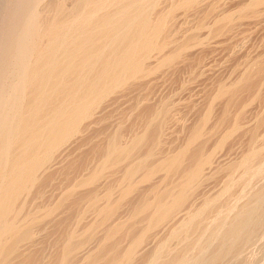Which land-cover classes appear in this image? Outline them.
I'll use <instances>...</instances> for the list:
<instances>
[{"label":"bare ground","instance_id":"obj_1","mask_svg":"<svg viewBox=\"0 0 264 264\" xmlns=\"http://www.w3.org/2000/svg\"><path fill=\"white\" fill-rule=\"evenodd\" d=\"M7 1L8 0H0V20L2 18L4 19V17L6 16V13L4 16V12H3L4 9H6L7 6H10L9 4L7 5ZM25 1H20L19 6L17 8L15 9L12 8L13 10L11 12V16H9L10 23L7 26L9 37H6L5 39V37L1 36L4 38L5 41L3 42V44L2 42H0L2 44V45L0 44V88L3 85L7 87L8 84H10L11 86L10 89L13 88L12 83L14 81L13 76H15L14 75L16 73L15 71L18 69V72L20 73L19 70L24 63L23 60L19 57L21 55L18 53L19 56H16L14 52V49H16L14 48L16 47L14 46L16 37L10 36V34L12 35L15 24L24 25V23H26V26H27L28 25L27 20L31 19V17L34 16L33 14H35L34 9L36 8V4L38 5V3L36 4L34 3L35 5L32 4V6L33 5L34 6L33 7L31 6V7L34 9L32 10V8L31 7L30 8L32 10V13L33 11L34 13L30 14L29 4H31V2L28 1L29 3H27V1L26 2ZM9 2L11 1L9 0ZM40 2L43 4L41 0ZM198 2L199 0H174L169 7V11L174 12L177 9L188 11L194 8ZM143 3H144V0H46V2L43 5L42 4L40 5V10L39 11L36 10V12L39 13L38 15L36 14L37 17L35 16V18L33 17V19L29 21L32 24L31 28L28 31L33 38L31 39L32 43L34 40V44L31 45L34 59L31 63L29 62V65H30L29 66L30 69L28 68L29 75H28L27 81L25 82L26 85L24 86L26 87V92L28 95L24 98L23 109L20 111L19 108L15 107L13 102H11V98L3 99L2 97H0V103H2V106H7L12 114H15L14 111H16L17 109L20 111V113H17L18 114L17 122L19 123V127H20L19 135H15L11 132H7L4 135H0V264H36L38 263V261L39 262L42 261L43 253L41 252L42 251L41 249L45 248L44 247L46 246L45 241L46 239L48 240V237L51 236L48 234L46 235V233L49 232L50 230L51 231L55 230L53 228L50 229L51 227H49L48 228L49 230L46 232L45 230L47 228L46 225H48L47 223H51V226L54 228H57V231L61 230L60 232L61 234L58 231V234H60L59 238H58V234L56 235L54 234L55 237L57 236L56 238H58L57 241L55 240L56 238L54 239L56 241V243L54 242L56 244L55 246L57 247L59 244V246L57 247L58 248L57 251H55L56 248L54 244L53 243L51 244L54 246L55 253L58 252L56 253L57 256H54L55 258L51 257L55 259L53 264H73L74 261L76 262L77 260V257H75L77 255L76 252L80 251L78 250V248L82 246L81 245L82 242L85 241L84 243H86L88 240L87 241L84 240L86 239L85 233L84 234L82 233L83 237L85 238H81L84 241L79 239L78 236L80 235H77V234H80V232L77 233L78 231H76V227H75V230L71 229L72 226H71L70 220H68L70 222L69 223L66 219L63 220L62 217L65 216L67 218L68 217L71 218L73 216V221L77 220V216L75 217V215L79 216V213H80L79 211H81L80 205L83 199L84 200L82 204H84V201H85V204L88 206L87 211H89L90 208H93L92 210L95 211L94 208L97 209L98 207L96 206V203L98 201L100 202L101 200L100 208L97 209L98 211L97 213H99L100 215L97 218L99 219L101 216L100 224L105 223V226H102L105 228H102V227L101 228L103 229V231L105 229L106 230L104 231L105 232V235L103 236L104 238L101 239L102 241H99L100 239L98 240L100 242L99 247L96 250H94V252L92 251L90 255L88 256L86 255L87 257L86 261L84 260L82 264H131L133 262L134 255H136L135 254V252H137L136 250L139 249L138 247L142 245L144 240H146L145 239L146 234L150 233L148 231H150L151 229H155V227L167 221L169 218L173 216L174 212H176L180 207H182V205L188 200L192 192V187L199 182L200 178H203L202 175H203L204 169L207 166H209V164L211 163L212 158H213V153L218 148H220L223 142L225 143L227 139H230L229 137L235 136V133L237 134L238 131L240 132L239 130L241 128L240 117L243 115L244 111H242L243 109L238 108V110L239 109L240 110L238 112L236 111L237 114L235 117L233 115L234 119L231 117L232 121L230 120L231 118L229 119L228 121L229 123H227L226 121L230 117V116L227 117V115L228 114L230 115V113L226 114V117H227V118L225 117L226 119L220 116L222 118L221 120L222 121L225 120V123L228 124V127L227 125L224 124V121H223V124L226 127L223 129L225 130L222 129L223 133L220 135V138L218 139V141H216V144L212 148V150L208 148L210 151L204 152L203 149L205 148V146L203 147V145L207 142L206 136L204 137L206 142L203 140L201 141V139L203 138V134L205 135V133L209 130V129H206L207 131L204 130V128H208V126L205 127V124L208 123L207 121L208 116L211 112L209 110L210 106H208V108L206 107L207 109L203 110L205 112L203 114L202 113L200 114L201 117L200 119H198L199 121L197 123H194L195 125H193L191 129L189 130L190 132L188 134L187 139H185L186 140L185 143H183L182 146L173 154L171 152L170 155L168 154L163 157H161L162 155L160 154L161 156L159 157L157 153L158 155V158H157L153 154L155 151L157 152L159 150L158 148L161 147L160 145L158 146V142L162 136L161 128L163 130V127L161 125H163L162 122L165 121V119H163V117L165 116L164 111L165 109L167 110L169 108L161 107L162 109L164 108V111H163L161 108H156L157 106L156 107L154 106L155 107L154 108L151 105L149 107H145L144 109L148 111V112H144V113H147V115L145 114L147 118L143 116L144 115L143 113L141 114L142 115L141 118L142 117L145 118L143 121L146 120L145 122L150 123L151 127L148 126L149 124L146 125V123L144 122L145 124L143 123V125H146V126H144L143 129L141 128L142 130H140L139 134L137 133L133 137V139H131L132 141H130L129 144H124L123 142H121L122 141L121 136H123L121 133V129H122L121 128L122 126H121L120 130L118 127V129L116 128L114 132L106 133L108 134L109 137L107 139L106 145L105 143L101 142L102 148L99 145L101 143L99 144L92 143L93 148H91L92 146L88 145L90 146L91 149L87 150V153L88 152L90 153L91 151V155H92V152L94 154L99 152L101 158L98 157L99 154L98 156H95V158L98 157L96 158V162H97V159L99 158L101 160L99 164H95L97 166L93 165L95 168L90 169L89 172L87 171L88 174L86 172L87 175L83 173L85 175V176L83 175L84 177H82L81 175L84 170L81 172L78 171L79 167L83 168V165L85 167V164L88 163L86 161V158L91 157L92 159L94 155L93 156L91 155L89 156V154H87V156L82 155V157L86 156L84 161H82L83 158L81 156L79 157H81L82 159L76 156L77 157L75 158L76 160L74 159L75 155L74 157L71 156V158L73 157L72 158L73 161H76V162L71 161L72 159L70 158H68L67 160L69 161V163L65 160V162L68 164L67 165L64 162L67 165L66 170L65 168H63V167H66L64 163L63 164L65 166L62 164V167H60L61 168L60 170L55 166L53 167V165L56 164V161L54 162V160H56V157L59 151H61L62 148L65 145H67L69 141H71L73 138L77 136L81 137L80 135H78V133H80L81 131V123L85 121L86 122L85 126H87L88 123H91L92 119H95L93 118L90 112L97 105L99 97H101L106 91H108L114 85H119L123 87L124 89L129 88V87L133 88L134 85L136 86L139 85L138 78L147 76L153 72L152 67L147 63V59L150 56L151 52L155 51L160 55V58L158 60L159 62L158 65L160 67H163L165 65L168 66L170 62H172L179 55H181V53H183V51L186 50L189 47V45L196 40L195 34L192 33V34L186 35L185 38L181 40V42L180 41L179 43L177 42L178 44L177 43L174 44L173 39L169 36L170 35L169 31L165 30L163 26L162 14L159 15V17H157L155 20H148L142 16L133 17V15L131 14L133 8L140 6ZM259 4H264V0H251L250 2L243 4L240 7L241 9L240 12H245L246 10L253 8L254 6H257ZM36 9H39V8H36ZM7 11H8V8H7ZM30 15H33V16H30ZM230 18L231 16L228 13L225 15L219 16L215 21L216 22L215 31H218V30L220 31V27L223 24H225L227 21H229ZM132 19L136 20V24L134 27L130 25V21ZM5 23H7L6 20H5ZM203 25H204V22H200L198 24L199 27ZM135 37H139L141 39V41L138 44L133 43V38ZM260 59H258L257 62ZM260 61L258 63L255 62L257 63V65L254 63L255 64L254 66L255 67L257 66L255 73H252V71L253 72L255 71L254 66L249 64L253 66L252 68L253 70L247 69L245 72L242 73V76L240 75L241 76L240 79H238L239 77L236 78L238 79V81L232 82L229 85L228 84L224 85L226 82H224V84L222 85H219L216 90L215 97L219 98V97L224 96L227 101V105L229 104L233 105L235 103L234 102L235 99H237L236 106L240 107L241 104L239 105L238 101L240 100L241 97L245 98L241 96L242 93L239 94L240 92L246 89H250V88L252 89L256 85L258 88L257 87L254 88L255 91L256 89H260L259 87H261L260 81L264 79L263 78L264 77V59H263V62H260ZM132 79L135 81H131ZM24 81H25V77H24ZM17 82L18 81H16V85L18 84ZM253 91L254 90L252 89V91L249 93H253ZM9 92L13 93L14 89L9 90ZM238 94L241 97L239 96L238 98L237 96ZM219 99L221 100V98ZM225 99H222V100L225 101ZM218 100L216 99V101ZM245 100H247V98H245ZM226 101L224 102L225 105H226ZM241 101L240 103H242ZM19 107L21 109V106ZM225 108L227 109L226 106ZM222 111L225 112L224 110ZM223 114L225 115V113ZM223 114L221 113L220 115L223 116ZM167 117L165 116L164 118H167ZM218 120L217 121L214 120V121L218 122ZM152 123H154L153 125L154 128H152L153 127L151 125ZM216 124H217L216 128L218 129L217 126L218 124H221V123H216ZM210 125L212 126V124ZM219 126L221 127L222 125H219ZM211 128H215V125L214 127L212 126ZM100 130L102 129L100 128ZM100 130L98 128V131ZM123 130L125 131V128H123ZM254 130L256 131V129ZM93 131L96 132L95 130ZM209 131H212V130H209ZM213 131H215V129ZM92 133H90V135H92ZM106 134L105 136L107 137ZM210 134L212 133L210 132ZM81 135H84L81 138H84L86 136L83 133ZM250 135H251L250 141H252L255 135L254 134H250ZM146 138L147 140H149L148 143L152 141L153 148L151 147L150 149H146L148 151H146L145 153L143 151L144 155L141 153L143 155L142 158H141L142 155L141 156L139 155L138 157L140 159H138V161H135L131 165L127 166L126 164H128L129 162L133 160L132 158H130V156L132 157L133 150L136 151L134 149L135 146L140 145L138 143L141 140H145ZM84 139L83 141H86V140H89L90 138L86 140ZM147 140L144 142L143 145L148 144ZM76 141L79 142L78 140ZM76 141H74V144ZM80 141L81 143L83 142L82 139ZM86 142H90V141H86ZM202 142L204 143L202 144ZM81 143L79 142V144H77L78 145L77 147H79ZM94 144H98L99 146H97V148H101V149L95 148ZM82 145L84 144H81L80 147H82ZM103 145H105L104 148H103ZM156 145L158 146L157 150L156 149L154 150V147ZM88 148L89 147H87V149ZM136 149H138V147ZM159 151L163 153L164 149L163 151L161 150ZM136 153L137 151L135 152V154ZM61 154L63 155V153ZM80 154H83V153L80 152ZM60 156H58V158H60ZM133 156H134L133 157L134 159L137 157L136 155H133ZM151 156L154 159H152ZM187 157L189 160H188V163L185 164V160ZM127 158L129 160L131 159V161L129 162L126 161L127 163L125 165L127 166V169L126 167H124L126 170L125 172L123 171L124 172V176L122 175L123 180L121 181L120 179V181L122 182L121 183L122 185L119 184L118 182L119 185L117 187L120 188V190H116L117 192H119V195L116 193L118 197L116 196L114 197L113 195V192L114 193L116 192L114 188H112L114 190L113 192H112V189L109 190L108 188V191L105 189L107 192H104L102 195V197L104 196V201H103L99 193H96V194L94 193L95 192L94 190H96L95 188L97 187L96 185H98L96 184L98 181L96 179H97V176H99L98 175L100 173L99 171L103 169V172H106V170L104 171V169H107V167L113 166L117 162L120 163L121 160L123 159L126 160ZM150 158L151 160H154V161L151 162ZM78 159L84 163L86 161L87 163L85 164L84 163L82 164L81 162L77 163ZM93 160L94 159H92V161L88 159V161H90L91 164L92 162L95 161ZM234 164L235 163H233L231 166H234ZM114 166L112 168H116ZM87 168H88V165H87ZM112 168L110 169L113 170ZM227 168L230 169V171L233 170L229 168L228 166ZM62 169H64L63 171L65 172V174L62 172ZM74 169H76L77 172H73V173H76V174L78 172L79 173L77 174L78 176L76 174L72 175V176H75V175L76 176L73 179H71L72 178L71 174H73L72 171ZM57 171L59 173L62 172L64 176L61 173H60L61 176L60 174L55 176L56 174H58ZM159 172L165 173V174L163 173L164 177H163V181H161L162 183L159 182L158 184L151 186V187H150V184L149 186L147 185L148 187H150V189L147 187L149 189L148 196L146 195L147 194V191H146L145 195H141V197L139 196L140 198L138 197L139 198L138 200L136 199L137 203L134 200H133L134 202L132 201L133 203H135L134 204L135 206H133V204H129V205H132L133 207L132 208L130 206L131 207L130 209H133L131 215L132 217H134V220L142 219L140 221L142 222L143 220L146 219V227L145 225H143V229L140 228L141 230H139L136 226V229L139 230L136 232L134 230L135 228L133 226L132 221H129L130 225L125 224V222H128L126 220L124 224H122L123 221H121L122 223L117 222V224L115 225L111 224L112 219H110V217H112V215L114 214H117V211H119V208H120L119 205L121 204L123 199L124 198H127L128 200L131 199V197H133L132 196L133 192L136 194L138 192L137 195H140L139 191H137L139 189H136L139 187L138 185H136L138 183V179L141 180L139 181V183L142 181L144 182L148 179L151 180V178L154 175L156 176ZM137 173H139L140 177L138 176V178L135 179V176H137ZM69 175L71 176L70 180L74 182L70 183L72 181L67 182L68 179H64L66 180L65 182L68 185L70 183V186L66 185L65 188L67 187L68 188L66 189L64 193H62L61 195L59 194L60 196L59 197L57 196L58 197V198L56 197L57 199L54 198L53 196V198L56 200L51 201L50 203L49 196H47L46 194V192H48L46 191L47 187L53 182H55L53 181V180H56L54 179V177L56 178L60 176L62 178L63 176L65 178V177H68ZM171 176L174 177L175 181L174 183L170 181L171 183L170 185H168L169 181L167 182V180L168 178L170 180ZM159 177H161L160 174H159ZM136 180H137V183L135 182ZM152 181H149V182L151 183ZM61 182L62 181L60 180L59 184H61ZM93 184H96V185L93 186ZM143 184L140 183V186L141 188L144 189L145 187L142 186ZM56 185H58V183ZM120 185L121 187H119ZM151 185L153 184L151 183ZM262 185H261V188L259 187L257 190L254 191L255 194L259 195V193L262 190L264 191V189H262ZM51 186L49 187L51 188ZM93 187H95L94 190L92 189ZM141 188H140V193L143 194V191L145 190L142 191ZM147 188L145 189L147 190ZM135 189L137 192L133 191ZM81 190L84 193L81 192ZM130 192H132V194ZM129 193L131 194L130 198H128V196L130 195ZM97 194L101 197V198L99 197L100 200ZM150 196L152 198H150ZM252 196L255 197L254 195ZM69 200L71 201L69 202ZM124 200H125L123 201L124 204L125 202H129L128 200L126 201V199ZM64 201L69 203L67 205L69 207L68 211H66L67 210V207H65L66 205H63ZM102 201L103 203L105 202L104 205L102 204ZM99 202L97 204H99ZM63 206L66 208L65 210L66 215L64 214V211L62 208ZM84 207H81V208L84 209ZM61 208L63 212L61 211ZM246 208L248 207L245 206L244 211H241L242 210L241 209L240 210L241 212L239 211L238 215L235 214L237 216L235 221L232 220L234 222L232 224H228L229 225L228 228L225 226L227 228L226 230L225 228H223L225 230L221 233L223 234V237L221 236L223 238V239L221 238V241L222 240L223 241L219 242L220 246H221V243H223L221 246L222 249L220 248L221 250L220 249L219 251L217 250L218 253L214 252L215 255L212 254L213 257L210 256L212 258L211 260L209 259L210 261L207 260L208 264H221L227 257L229 258L230 256L236 255L237 252L239 253L238 250H239L240 242L242 241L244 242V239H242L243 234L241 235L240 233L242 230L240 229H242L241 228L242 225L244 226L247 218L249 217L248 215L249 208L247 211H246ZM263 209H264V206H263ZM60 211L62 212L61 214L63 215L60 214ZM58 214H60V216H58ZM263 214H261V217H263L262 216ZM55 215H56L57 221L54 219ZM74 217L76 219H74ZM98 219L97 220L95 219L96 224L95 223L91 224L92 222L90 221L91 223H89V226L86 225L87 228L83 229V231L87 230L90 227V225L91 227L89 228V230L91 228L93 229V227L97 230L98 227L96 228V226L99 225ZM107 220L108 222L111 221V223L109 222L110 226L107 225ZM200 220L199 219L197 220L196 218V223L197 221H200ZM66 221L71 227L67 226L68 224H65ZM52 222H54L55 226L57 227H55ZM249 223L250 221L248 222V224ZM257 223L254 224L255 227H257L256 225H258L260 221L258 224ZM63 224H65V228L67 230L69 227L68 231L62 228L64 226ZM248 224H245V225H248ZM195 225L193 226L194 228L197 227L200 229L201 225L203 224L199 225V222H198V225L197 226ZM252 227L254 228V226ZM258 228L259 227H257V229ZM97 231H93V232L88 231V232L91 235V233L94 234V232H97ZM39 232L44 234V235L43 234L41 235L47 236V238L45 237L46 239H44V241H41V239L44 237L40 236ZM125 232L126 233L131 232L133 235L131 236L132 239L130 241V244L126 242L129 245H127L126 247H122L120 246V242H121L120 240H122V238L126 235ZM238 233L242 236V237L240 236L241 238L239 237ZM242 233L244 232L242 231ZM245 233L246 235L248 234L246 230H245ZM249 233L252 234L250 230H249ZM86 234L88 233L86 232ZM90 237L92 238L94 236L91 235ZM113 237L114 238L118 237L117 238L118 240L114 239ZM249 237L251 236L249 235ZM111 238H113L112 240L114 241L110 240ZM244 238H246V236ZM49 240L52 242L53 238H50ZM128 240L129 239L127 238V241ZM109 241H112V242L109 243ZM41 243L43 245H41ZM51 245H48V247ZM41 247H44V248H41ZM186 248L187 247H183L180 249L177 248V251H175L174 254L171 253L172 255L169 257L167 255L166 256L168 257L166 258L167 260L166 259L164 261L162 260L161 263L159 261V264H176V263L178 264L179 260L182 261L183 259H186L183 255L186 252L185 251ZM146 255H144V257L142 258L143 261L139 257L140 260L142 261L140 262L141 264H146L147 260H149L146 258L147 257ZM182 256L183 258H181ZM53 260L50 259L51 264ZM199 261L201 262V260ZM200 262L198 263L201 264ZM42 263L45 264L46 262H42ZM198 263L197 261H194L192 264H198ZM47 264H49V262ZM202 264H204V262ZM205 264H207V262Z\"/></svg>","mask_w":264,"mask_h":264},{"label":"rangeland","instance_id":"obj_2","mask_svg":"<svg viewBox=\"0 0 264 264\" xmlns=\"http://www.w3.org/2000/svg\"><path fill=\"white\" fill-rule=\"evenodd\" d=\"M10 1L11 2H9V0L7 1V5L9 4L11 7L7 6L8 11H7V8L4 9V11H3L4 16L6 13V16H5L6 18L4 17V19L2 18L0 20V33L2 34V35L0 34V38L3 39V40L0 39L1 40L0 42H2V44L5 41L3 37H5V39H6V37H9L7 26L10 23V19H9L10 17L9 16H11L12 10L19 6L20 1H25V0H10ZM26 1H27V3L31 2V4H29L30 5L29 6V9H30L29 13L30 14L32 13V10L34 9L32 7L36 3H38V5L36 4V8H39V9L35 8L34 9L35 14H33L34 11L32 13L34 16L30 15V16H33L34 18H35V16L37 17V15L39 13L36 12V10L39 11L40 5L42 4L40 2V0H26ZM41 1L43 2V4L46 2V0H44L45 2L43 0H41ZM173 1L174 0H144V3L142 5L133 8L131 14L133 15V17L142 16L148 20H155L157 17H159V15L162 14L163 26H164L165 30L169 31V33H170L169 36L173 39L174 44H176L177 42L179 43V41L181 42V40H183V38H185L186 35H189L192 33L195 34L196 40L194 42H192L189 45V47L186 50H184L183 53H181V55H179L176 59H174L172 62H170L169 65L167 64L168 66L165 65L163 67H160L158 65V63H159L158 60L160 58V55L155 51L151 52L150 56L147 59V63L152 67L153 72L147 76L138 78L139 85H137V86L134 85L133 88L129 87L130 89L129 88L124 89L123 87H121L119 85H114L112 88H110L108 91H106L101 97H99L97 105L90 112L92 114L93 118H95V119H92V121H91L92 124L88 123L87 126H85L86 122L83 121L81 123V131H80V133H78V135H80L81 137L84 136V135H81L82 133L85 134L87 137L85 136L84 137L85 139H84V138L77 136L78 138L75 137V138H73L74 140L72 139L71 141H69L70 144L68 143L67 145H65L66 148L64 146L62 148V150L59 151V153L56 157V160H54V162L56 161L57 165L54 164L53 167L55 166L60 170L61 169L60 167H62V164L65 162V160L67 161L68 158L72 159L74 157V155H75L74 159L78 157L80 159L83 158L82 161H84L87 154H89V156L91 155V151H90V153L89 152L87 153V150H90L91 148H93L92 143H98L99 144L102 142V143H105V145H106L107 139L109 137L108 134H106V133L114 132L116 128L118 129V127H119V130L122 128L121 133L123 136H121V139H122L121 142H123L124 144H129L130 141H132L131 139H133V137L137 133L139 134L140 130H142L144 126H146L147 124H149L148 126H150V123L145 122L146 120L143 121L145 118L144 117L141 118V116H142L141 114L143 113L144 114L143 116H145L147 118V116H146L147 113H144V112H148V111L144 110V109H145V107H149L151 105L153 107L157 106L156 108H161V107L169 108L167 110L165 109V111H164V108L163 109L161 108L165 112V116L166 117L168 116L167 118H164L165 116L163 117V119H165V121H164L165 123L162 122V124L164 126L163 125H161V126L163 127L164 131L161 128V133H162L161 135L162 136L160 135L161 139L158 142V146L159 145L161 146L160 147L161 149L160 148H158V149L161 151H163V149H164V152L162 153L159 150H158L159 152L155 151L153 154L154 156H156L158 158V155H159V157L161 155H162L161 157H163V156H166L168 154L170 155L171 152H172V154L174 152H176L182 146V144L185 143V141H186L185 139H187L188 134L190 132L189 130L191 129V127L193 125H195L194 123H197L199 121L198 119H200V117H201L200 114L201 113L203 114L205 112L203 110L207 109L208 106H210L209 110L211 112L209 111L210 114H209L208 120H207L208 123H206L207 125L205 124V127L208 126V128H204V130L207 131L206 129H209L212 131L208 130L206 132L207 135L205 132H204L205 135L203 134V138L206 136L207 142L205 141V138L201 139V141L203 140L206 142L203 145V147L205 146V148L203 149L204 152L205 151L208 152V151L212 150V148L216 144V141H218V139L220 138V135L223 133V130H225V129H223V128H226L224 126V124L227 125V127H228L227 123H229L228 122L229 119L231 117L234 119L237 112L240 109H243L242 111H244V112H243V115L241 114L242 115L240 117L241 120L239 119L240 123H241V124L239 123L241 125V128L239 129L240 132L239 131H238L239 133L237 132L238 135L235 133V136H231L233 139L231 137H229L230 139H227L225 141V143L223 142V144L220 146V148H218L213 153V158H212L211 163L209 164V166H207L208 168L206 167L204 169V172L202 175L203 178H200L199 182L192 187V192H191L188 200L182 205V207H180L176 212H174L175 215L173 214V216L171 218H169L167 221L163 222L164 225L162 223L161 225H158L157 227H155V229H151L150 231H148L150 233L146 234V238H145L146 240H144L142 245H140L138 247L139 249L136 250L137 251V252H135L136 255H134V259H133V262L131 264H141L140 262L143 261L142 258L144 257V255L147 254V252H148V254L146 255L147 257L146 256L145 257L149 260H147L146 264H149V263L150 264H157V263L159 264V261L161 263L162 260L164 261L166 258H168L172 254H174L175 251H177V248L180 249L183 247H187L185 250L186 251L185 254H183L186 259H183L182 260L183 262L181 260H179L178 264L181 262H182L181 264H192L194 261H197V263H198V262H200L199 260H201V262H200L201 264L203 262H204V264L206 262L208 264V261H210L211 258L213 257L212 254H214V252L218 253L219 249L221 248V246L223 244V243H221V246L219 245L220 244L219 242L223 241V240L221 241V238L223 237V234H221V233L228 228V226H229L228 224H232L235 221V219L237 217L235 214L238 215V213L241 209H242L241 211L245 210L244 209L245 206L249 208V210H248V208H246V211L248 210L249 213L251 211L250 214L248 213L250 218L247 216L249 218V219L247 218V220L250 221V223H249L250 225L248 224L249 221L246 220L245 224H248V225H245V224H244V226L242 225V227H241L242 229H240V230H242L244 233L246 230V232L251 237H249L248 234L246 235V233L244 235V233H242V231H241L240 233H241V235L243 234L242 239H244V242L243 241H242L243 243L240 242L239 250H238L239 253L237 252L236 255L230 256L229 258L227 257L221 264H264V214H263L264 213V211H263L264 210L263 209L264 191L262 190L260 192L261 195H260V193H259V195L254 193V191L257 190L259 187L261 188L262 184H263L262 189H264V85H263L264 79H262L260 81L261 83L262 82L263 83L262 84L260 83V85H261V87H259L260 89H256L257 93L254 89L257 87V85L254 86V88H252L255 91V92L253 91V93H249L252 91L251 88L243 90L242 92L239 93V94L242 93L241 96L247 98V100H245V98H242L239 94L237 95L238 98H239V96L241 97L240 100L238 99L239 100L238 104L239 105L241 104L240 107L236 106L237 105V103H236L237 99H235V101H234L235 103L233 102L234 104L232 103L234 106L229 104L231 106L230 107L229 105H227V101H226L224 96H223L224 98L219 97V98H221V100L218 97L217 98L215 97V93H216V90H217L219 85L224 84V82H226L224 85H226V84L229 85L232 82L238 81V79L241 78L243 72H245L247 69H252L253 66L255 64L257 65V63L261 59L262 60L260 62H263V59H264V4H259L257 6H254L253 8L246 10L245 11L246 13H245V12H240V10H241L240 7L243 4L250 2L251 0H199L197 5L188 11H184L182 9H177L174 12H172V11H169V7ZM32 4H34V5L32 6ZM30 7L32 8V10ZM9 12H10V14H9ZM227 13L231 16L229 21H227L225 24H223L220 27V31L219 30L215 31L216 19L219 16L225 15ZM33 17H31V19L27 20V24H28L27 26L28 27L26 26V23H24V25L23 24L22 25L15 24L14 31H13L12 35L10 34V36L16 37L15 38V45H14V46H16V47H14L16 49H14V52H15L16 56H19V54L21 55L19 57L23 60L24 63L21 66V68L22 67L23 68L22 69L20 68V70H19L20 73L18 72V69L15 71L16 73L14 74L15 76H13L14 81L12 83L13 88L10 89L11 86L8 83H7L8 84L7 87H5L3 85L0 88V97H2L3 99L4 98L5 99L11 98V102H13L15 107L19 108L20 111L23 109L24 98L28 95L26 92V87H24V86L26 85L25 82L27 81L28 75H29V71H28L30 69L29 68V66H30L29 62L31 63L34 59L33 58L34 55L32 53V47H31V45L34 44V40L32 43L31 39H33V38L28 31L32 25L29 21H31L33 19ZM7 19H8V21H7ZM5 20L7 23H5ZM200 22H204V25L201 27L198 26V24ZM135 24H136V20L132 19L130 21V25H132V27H134ZM3 25H4V27H3ZM25 29H26V31H25ZM27 31H28V33H27ZM28 35H30V36H28ZM1 36H3V37H1ZM29 39L31 42L29 41ZM140 41H141V39L139 37L133 38L134 44H138ZM258 59H260V60L257 62ZM254 61L257 63H255ZM249 64H251L253 66H251ZM246 67H248V68H246ZM256 69H257V66L256 67L254 66L255 71L254 72L252 71V73H255ZM26 73H28V74H26ZM22 74H24V75H22ZM24 77H25V81H24ZM236 78H238V79H236ZM15 80L18 81L17 85H16ZM131 81H135V80L132 79ZM219 83H221V84H219ZM213 88H214V90H213ZM13 89H14L13 93L9 92V90H13ZM245 92H247V93H245ZM216 99L217 100L219 99V100L216 101ZM222 99H225L226 105L224 104L225 101H223ZM222 101H223V103H222ZM240 101L242 103H240ZM148 104H150V105H148ZM165 104L168 107H166ZM223 104L227 107V109L225 108V106ZM19 106H21V109ZM211 107H212V109H211ZM222 108H224V109H222ZM238 108H240V109L238 110ZM146 109H148V108H146ZM221 109L224 110L225 112H223ZM19 110L17 109L16 111H14L15 114H12L7 106H2V103H0V135H4L7 132H11L15 135H19L20 127H19V123L17 122V116H18L17 113H20ZM227 110H229L230 112ZM221 113L222 114L225 113V115L223 114V116H222V115H220ZM228 113H230V115ZM226 114H228L227 117L228 116H230V117L227 119V121H226L227 123H225V120H223L224 121V124H223L221 117L225 118ZM14 115H16V116H14ZM233 115H234V117H233ZM232 118L230 119L231 121H232ZM93 120H94V122H93ZM214 120H216V121L218 120V122H216ZM231 121H230V123H231ZM144 122L146 123V125H143ZM215 122L221 123V124H218V126H217L218 129L216 128L217 124ZM210 124H212L213 127L215 125V128H211L212 126ZM151 125L153 126L154 123H152ZM219 125H222V126L220 127ZM104 126L107 129H105ZM209 126H211V127H209ZM219 127H220V129H219ZM98 128H99V130L101 128L103 131L102 130L98 131ZM123 128H125V131L123 130ZM152 128H154V126ZM244 128L247 130H245ZM214 129H215V131H213ZM216 129H217V131H216ZM254 129H256V131ZM93 130H95L96 132H94ZM219 130H221V131H219ZM252 131H253V133H252ZM254 131H255V133H254ZM210 132L212 134H210ZM90 133H92V135H90ZM249 133L254 134L256 136V137L254 136V139L252 141H250L251 135ZM105 134L107 135V137L105 136ZM88 135L91 137H89ZM242 135H244V136H242ZM105 138H106V140H105ZM81 139H82V141H83V139L84 140L89 139L86 141H90V142L83 141L84 143L83 142L81 143V141H80ZM101 139H102V141H101ZM76 140H78L81 144H84V145H82V147H80L81 146V144H80L79 147H77L78 146L77 144H79V142H77ZM146 140H147V138L145 140H141L138 143L140 145L135 146L134 149L137 151V153L135 154L136 151L133 150L134 154L132 153V157L130 156V158L133 159L132 161H131V159L129 160L128 158H127L128 160L123 159L120 161V163L117 162L116 163L117 165L116 164H114L115 166L113 165L116 168H112L113 166H111V167H107L108 170L104 169V171L106 170V172H103V169L99 171L100 172L98 174L99 176H97V179H96V180H98L96 183L98 185L93 184V186L96 185L97 187L95 186L96 188L95 187L92 188L93 190H94V188L97 190V191L94 190L95 194L99 193L102 197L103 193L108 191V188H109V190L112 188H114L115 191L120 190V188H118L117 186L122 183L121 182L123 180L122 175L124 176V172L127 169V166L131 165L135 161H138V159H140L138 156L139 155L141 156L143 154V151L145 153L146 151H148L146 149H150L151 147L153 148L152 141L149 142L152 145L151 146L148 143L149 140H147L148 146L143 145ZM74 141H76L75 144H74ZM102 143L99 144L101 146V148H102ZM159 143H161V144H159ZM203 143L204 142H202V144ZM213 143H214V145H213ZM98 144H94V147L97 148V146H99ZM88 145H90L92 147L90 148V146H88ZM105 145H103V148L105 147ZM158 146L156 145L154 147V150L155 149L157 150ZM87 147H89V148L87 149ZM137 147H138V149H136ZM101 148H97V149H101ZM85 149H86V151H85ZM173 149H175V150H173ZM80 152L83 154H80ZM61 153H63V155ZM157 153H158V155H157ZM78 154H80V155H78ZM98 154H99V152H97L95 154L92 152L91 156L94 155L92 157V159L95 160V161L93 160L94 162H92V164L90 161H88V159L92 161L91 157L90 158L87 157L88 159L86 158V161L88 163L86 161H85V163H87V164H85L84 162H82L79 159L77 160V163L81 162L82 164L83 163L85 164V167L83 165V168L79 167V170H78L80 172L84 170L82 172V174L80 173L82 175V177L87 175L88 172L90 171V169L95 168L93 165L100 163L101 156H100V154L98 156ZM82 155H86V156L82 157ZM133 155H136L137 157L134 159ZM143 155L141 156V158L143 157ZM58 156H60V158H58ZM71 156H73V157L71 158ZM79 156H81L82 158ZM95 156L100 157L99 159H97L98 163L96 162V158H98V157L95 158ZM152 156H151V158L154 159L153 158L154 156L153 157ZM249 157H251V158H249ZM151 158H150V160H151ZM188 160L189 159L187 157L185 160V164L188 163ZM71 161H73V159ZM126 161L127 162L131 161V162L126 164L127 163ZM153 161L154 160H151V162H153ZM67 162L69 163V161H67ZM73 162H76V161H73ZM233 163H235L234 166H231ZM67 165H66V167H63V168H65V170L67 168ZM87 165H88V168H87ZM95 166H97V165H95ZM227 166L229 168L233 169L234 171L233 170L230 171V169H228ZM122 167L123 168L126 167V169L125 168L123 169ZM110 168H112L113 170H111ZM85 169H86V171H85ZM63 170L64 169H62V172L65 174V172ZM74 170L72 171V173L77 172L76 169H74ZM62 172H60V173L62 174ZM86 172H87V174H86ZM60 173L58 172V174H56L55 176L59 175ZM101 173H103V174H101ZM163 173L164 172H159L156 176L154 175L152 177L153 179L152 178H151V180L148 179L149 181L153 180L151 182L153 185H151V183L148 180H146L144 182L142 181L144 184L142 182H140V183L143 184L142 186H144L145 188H147L149 186V184L151 187V186L158 184L159 182L162 183L161 181H163V177L165 174V173L164 174ZM61 174H60V176H61ZM64 174H62V175L64 176ZM74 174H76V173L71 174V176ZM159 174L161 177H159ZM60 176H58L56 178L54 177V179H56V180H53L55 182L52 181L54 184L52 183L49 185V186L53 185V186H51V188L49 186L47 187L46 191H48V192H46V194H47V196H49V202L50 203H51V201H55L62 193H64L66 191V189L68 188V187L65 188L66 185L70 186V183L74 182V181L70 180V178H71L70 175H69L70 177L68 176L65 178L62 176L63 180L68 179L67 182L72 181L68 185L65 182L66 180L63 181ZM75 176H72L71 179H73ZM138 176L140 177L139 173H137V176H135V179L138 178ZM172 177L173 176H171L170 180L168 178V180H167V182L169 181L168 182L169 184L167 183L168 185H170L171 182L174 183L175 180H174V177L173 178ZM120 179H121V181H120ZM60 180L62 181L61 184H59ZM96 180H95V182H96ZM116 180H117V182H116ZM110 181H111V183H110ZM139 181H141V180L138 179V183H137V180L135 182L137 183L136 185H138L141 188ZM154 181H156V182H154ZM118 182H119V184H118ZM55 183L56 184L58 183V185H56ZM71 185H73V184H71ZM121 185L119 187H121ZM139 187L136 189H139L137 191H139L140 195H137L138 192L136 191V189L133 190V191H136L137 194L134 193L133 191H132L133 194H132V192H130L133 197H131V194L129 193L130 195L128 196V198L131 197L132 200L131 199L128 200L127 198H124V199H126V201L127 200L129 201V202H125V204H127V205L133 204V206H135L134 205L135 203H133V202L135 201L137 203V200L141 197V195H145L146 191H147L146 195L148 196V194H149L148 190L150 189V187H148L149 189L147 188V190L145 188L144 189L141 188L142 191L145 190V191H143V194L140 193ZM93 190H92V192H93ZM114 190L112 189V192ZM53 192H54V194H53ZM81 192H83V191L81 190ZM116 193L119 195V192H117V191L115 193L113 192L114 197L115 196L118 197ZM134 194H135V196L136 195L137 196L135 197ZM252 195H254L255 197H253ZM257 195H258V197H257ZM53 196H54V198H56L57 196L58 197L56 199H54ZM97 196H98V198L100 197L98 194H97ZM73 198H74V196H73ZM100 198H99V200H100ZM150 198H152V197L150 196ZM102 199L104 201V196L102 197ZM124 199H123V201H125ZM71 200H69V202ZM83 200H82V202H83ZM97 201H98V199H97ZM103 201H102V204L104 205L105 202L103 203ZM123 201L121 202V204L123 203ZM130 201H131V203H130ZM67 202H68V200H67ZM67 202L64 201V203H63V205H66L65 207H67V210L64 206L62 207L64 214L66 213V211H68V208H69L67 206L69 203H67ZM82 202H81L82 206L80 205L81 211H79L80 212L79 216L81 214L82 215L80 217L78 215H75V217L77 216V220H74L76 222L73 221V216L71 218L68 217L69 219L65 216H64L65 218L61 216L63 218V220L64 219H66L67 221L70 220L71 226L73 228L66 221V223L65 222L64 223L68 224L67 226H70L71 229H73V230H75V227H76V231H78L77 233L80 232V234L76 233L77 235H80V236H78L79 239L86 237V239H84V240H86V241L88 240L86 243H84L85 241L83 239H81L82 241H84L81 244L82 246L78 248V250H80L81 252L78 251V252H76L77 255L75 254L76 255L75 257H77V260L78 259L79 260H78V262H77V260H76V262L74 261L73 264H80V263L82 264V262H84V260L86 261V258H87L86 255L87 256L90 255L92 251L94 252V250H96L99 247V244H100L99 241H102L101 239L104 238L103 237L105 235L104 231L106 230L105 229L103 231V229H102V228H105V227H102V226H105V223L100 224L101 216L99 219L97 218L100 215L99 213H97L98 212L97 209L100 208L101 200H100V202L98 201L99 204H97L98 202L96 203V206H98V207H97V209L94 208L95 211L92 210L93 208H90L89 211H87L88 206L85 204V201H84V204H82ZM65 203H67V204H65ZM86 203H87V201H86ZM125 204L123 206L121 205L122 207L119 205L120 208L118 207L119 211H117V214L112 215L113 218L116 215L115 218L113 219L112 217H110V219H112L111 220L112 223H111V221H109V222L111 224L115 225V224H117V222L122 223L121 221H123L122 224H124V222L126 220L128 222H125V224L130 225L129 221H132L133 226L135 228L134 230L136 232L141 230L140 228L143 229V225H145V227H146V219L143 220L142 222H140L142 219L141 220L137 219L138 222H137V220H134V217H132V215H131L133 209H130L132 207V205L127 206ZM81 207H84V209ZM62 208H61V211H62ZM85 209H86V211H85ZM82 210H83V212H82ZM61 211H60V214L63 212V211L62 212ZM194 213L197 215H195ZM60 214H58V216H60ZM261 214H263L262 215L263 217H261ZM61 215H63V214H61ZM129 216L132 218H130ZM194 216L197 218V220L198 219L199 220L201 219V220L197 221V223H196V218ZM75 217H74V219H76ZM54 219L56 220V215H55ZM95 219L96 220L98 219L100 226L98 225V226H96V228L98 227L99 230L97 228V230H98L97 231L92 226L93 229H95V230H93L91 228L90 229L91 231H90L89 230V228L91 227V225H90V227L87 230L83 231V229L87 228L86 225L89 226V223L92 222L91 224H94V223L96 224ZM131 219H133L136 222H134ZM258 219H259L260 223H259ZM108 220H107V225L110 226V223L108 222ZM232 220H234V221H232ZM86 222H87V224H86ZM143 222H144V224H143ZM198 222H199V225L200 224H203V225H201L200 229L197 227H195L196 228L195 229L193 226L195 224L198 225ZM200 222H202V223H200ZM52 223L54 224V222H52ZM72 223L74 226L72 225ZM256 223L258 225H260V226L256 225L257 227H259L258 229L254 225ZM47 224L49 226L46 225V227H47L45 230L46 232L49 230L48 229L49 227H51L50 229H52V228L55 229L53 231L50 230L51 231V232L49 231L50 234H49V232H47V233L45 232L46 235L47 234L51 235L50 237H48V240L50 238H53V241L52 242L50 240L48 241L46 239L47 236H43L44 234L39 232L40 236L44 237V238H42L43 240L41 239V241H44V239H46V241H47V242L45 241V243H46V246H44L45 248L41 247V248H44V249H41L42 250L41 252L43 253L42 259L45 261H43V260L40 262L38 261L39 264H41L42 262H46L45 264H47L49 262V264H51L50 259L53 260L55 258L54 256H57L56 253H58V252L55 253V251H57V249H58L57 247L59 246V244L57 243L58 246L56 247L55 243H56L57 239L59 238V235L61 234L60 233L61 230H58L60 233V234H58L57 228L52 227L51 223H47ZM65 224H63L64 225L63 227L61 226L62 228H64V230L66 229ZM251 224L256 229H254L251 226ZM197 225H195V226H197ZM54 226H55V224H54ZM136 226L139 230L136 229ZM249 226L252 227L253 229L250 228ZM55 227H57V226H55ZM80 227H81V229H80ZM158 228H160V229H158ZM223 228H225V230ZM68 230H69V227H68ZM68 230L66 229V231H68ZM249 230L252 234L249 233ZM253 230H255V231H253ZM55 231H57V232H55ZM88 231L89 232L97 231V232H94V234L91 233V235L94 236L91 238L90 237L91 235L89 234ZM86 232L90 236L88 234H86ZM238 232H239V230H238ZM82 233L83 234L85 233V237H83ZM127 233H129V234H127ZM127 233L122 238V240L123 239L124 240L123 241L120 240L121 241L120 246H122V247H126L127 245H129L130 241L132 239L131 236L133 234L131 232H127ZM41 234H43V235H41ZM54 234L55 235L58 234V238H56L57 236L55 237ZM187 234H188V236H187ZM81 235H82V237H81ZM238 235H239V237L241 236L239 233H238ZM245 236H246V238H244ZM97 237H98V239H97ZM185 237H187V238H185ZM113 238H111L110 240H112ZM117 238L118 237H116L114 239L118 240ZM127 238L129 239L128 241H127ZM247 238H248V240H247ZM186 239H188V240H186ZM112 241H114V240H112ZM112 241H109V243H111ZM126 242H128L129 244H127ZM187 242H189V243H187ZM47 243H48V245H51L53 243L55 248H56L55 251H54V246L51 245L48 247ZM41 245H43V244L41 243ZM168 247H169V249H168ZM170 251H172V252H170ZM49 253L51 254V256ZM53 253H54V255H53ZM148 255H149V257H148ZM167 255H168V257H166ZM210 256H212V257H210ZM51 257H54V258H51ZM139 257L141 258L142 261L140 260ZM181 258H183V256ZM46 259H47V261H46ZM189 260H190V262H189ZM54 261H55V259L53 260V262L51 261L52 264L54 263ZM151 262H153V263H151ZM38 263H36V264H38ZM42 264H44V263H42Z\"/></svg>","mask_w":264,"mask_h":264}]
</instances>
